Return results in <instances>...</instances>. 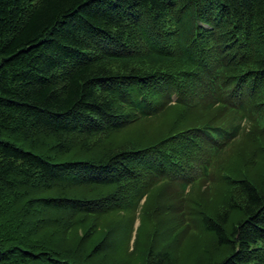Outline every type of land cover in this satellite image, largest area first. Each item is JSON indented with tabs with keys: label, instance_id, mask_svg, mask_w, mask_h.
<instances>
[{
	"label": "trees",
	"instance_id": "16d2710c",
	"mask_svg": "<svg viewBox=\"0 0 264 264\" xmlns=\"http://www.w3.org/2000/svg\"><path fill=\"white\" fill-rule=\"evenodd\" d=\"M0 264H264V0H0Z\"/></svg>",
	"mask_w": 264,
	"mask_h": 264
},
{
	"label": "rangeland",
	"instance_id": "374dc122",
	"mask_svg": "<svg viewBox=\"0 0 264 264\" xmlns=\"http://www.w3.org/2000/svg\"><path fill=\"white\" fill-rule=\"evenodd\" d=\"M235 147L236 146H233V148L231 147L229 150H228V154H231L233 153V151L235 150ZM178 188L177 185H174L173 184H170V185H164V187H162V191H163V198H167L170 202H176V206L174 207V210L177 211V212H181V207H182V204L181 202H178V198H177V193L178 191L176 190ZM200 189V186L196 187V189ZM199 197L193 195L191 197L188 198V205L187 206H193L195 203H194V200L198 199ZM145 201H146V197H144L141 202H140V206L137 207L135 209V212H136V218H135V221L133 222L134 224V227H133V230H134V234H133V238L130 242V250L127 251V249H125V255H124V258L128 261H131V262H137L138 259L136 260V258L132 259L133 256L130 254L132 248H133V240L134 238L136 237V232L138 231V242H140V245H136V251H134V255L135 256H138V255H142L143 252H144V249H143V243H144V240H146V238L149 237V230H152V232L155 230V228L158 229L161 231L163 230L165 227H166V224H162V225H159L156 223L155 220H149V221H146L144 223V227H141L140 229H137V227L140 225L141 223V219H144L146 217H148L145 212L143 211V208L142 206H145ZM164 219V218H163ZM184 228V224H182L181 226H175L174 229L172 230L171 232V235L176 239V242L179 244L180 247H184L186 248V239H185V236L184 235H177V233H180ZM125 230H127V225H125ZM195 229V227H194ZM187 235H191L193 233V225L192 227L189 229L188 232H185ZM124 238V237H123ZM196 241H194L193 243H195ZM121 243V242H120ZM203 248H212V242L208 243V244H204L202 245ZM129 252V253H128Z\"/></svg>",
	"mask_w": 264,
	"mask_h": 264
}]
</instances>
